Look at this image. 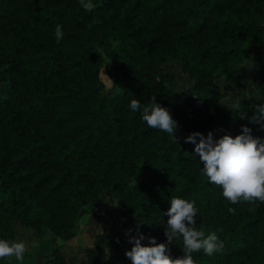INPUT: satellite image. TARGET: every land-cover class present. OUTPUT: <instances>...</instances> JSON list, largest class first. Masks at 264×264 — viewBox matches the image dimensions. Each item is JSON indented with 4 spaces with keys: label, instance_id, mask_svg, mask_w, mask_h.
<instances>
[{
    "label": "trees",
    "instance_id": "obj_1",
    "mask_svg": "<svg viewBox=\"0 0 264 264\" xmlns=\"http://www.w3.org/2000/svg\"><path fill=\"white\" fill-rule=\"evenodd\" d=\"M92 3L86 12L79 0H0V239L13 241L19 223L69 240L79 218L107 195L123 221L136 220L142 244L149 236L166 243L164 213L170 198L180 197L195 201L196 227L224 242L211 257L193 253L195 264H264V203L227 201L202 179L194 145L184 142L190 132L232 135L215 79L233 88L245 77L242 65L264 45V0ZM107 40L120 44L128 63L104 93ZM173 58L192 80L191 93L174 91L175 78L160 70ZM257 68L261 97L241 103L248 117L264 103V53ZM153 95L177 122V142L128 107ZM225 117L264 138V129L235 111ZM129 247L124 235L102 232L85 255L88 264L131 262ZM168 247L172 258L183 255L182 240ZM49 263L70 264L58 248Z\"/></svg>",
    "mask_w": 264,
    "mask_h": 264
},
{
    "label": "clouds",
    "instance_id": "obj_2",
    "mask_svg": "<svg viewBox=\"0 0 264 264\" xmlns=\"http://www.w3.org/2000/svg\"><path fill=\"white\" fill-rule=\"evenodd\" d=\"M86 12L94 10L96 5L92 0H79ZM64 33L57 25L55 38L57 42L63 39ZM110 63V62H109ZM133 113L140 112L141 119L150 128H157L171 136L173 142H177L174 135L177 122L172 118L167 108L156 102L153 95L146 105L132 99L128 105ZM235 111L241 119H248L253 124H258L264 129V103L255 105L251 117L241 110L239 99L226 106ZM197 137L199 139L197 140ZM185 143L194 145V152L198 154L202 162L201 177L209 184L219 187L223 197L231 204L242 202H254L259 200L264 203V138L254 137L252 129L247 125H241V132L235 136L224 133L218 138L213 137L211 131L207 136L199 132H190L184 137ZM197 208L195 201H189L180 197H171L170 206L164 213L168 219L164 235L166 243H157L155 237H147L149 243L142 244L145 239L143 233L137 228L136 235H129L132 230L126 231L130 250L125 251V256L132 264H195L193 253L200 252L209 257L220 253L224 249V242L216 233L205 234L202 228L196 227ZM230 214H235V209L228 208ZM182 240V256L172 258L169 255L168 245L175 240ZM28 251L23 241H8L0 239V259H11L22 262L24 254Z\"/></svg>",
    "mask_w": 264,
    "mask_h": 264
},
{
    "label": "rangeland",
    "instance_id": "obj_3",
    "mask_svg": "<svg viewBox=\"0 0 264 264\" xmlns=\"http://www.w3.org/2000/svg\"><path fill=\"white\" fill-rule=\"evenodd\" d=\"M112 51H114V56L111 55ZM261 53H264V45L253 49L247 57L245 63L242 65L246 71V75L239 80L236 87H228L220 77L215 79V82L224 90V94L219 102L223 124L229 128L233 136L239 134L241 129L227 121L225 113L228 108L226 106L237 99L244 104H254L260 99L261 94L256 88V76L258 73L257 55ZM127 63V56L121 50L120 44L107 40L103 49V65L99 74L100 90L102 92L107 93L112 90L111 87L116 78V73L126 70ZM160 70L171 74L175 78L176 87L174 91L191 93L192 80L183 69V65L179 59L173 58L164 63ZM115 203V200L104 195L94 211L89 210L79 218L78 224L74 229V236L69 240L55 236L51 231H46L39 235L31 227L17 223L13 241H23L28 251L24 254L22 262L11 258L0 259V264H50L49 261L52 258V250L54 248H58L70 264H88L85 248L94 244L97 234L105 232L110 237L124 235L127 239V230H132L128 233L129 235L137 234L136 220L130 222L123 221L114 210ZM130 249L131 247L127 250ZM106 257L107 253H104V258ZM110 264H132V262Z\"/></svg>",
    "mask_w": 264,
    "mask_h": 264
}]
</instances>
